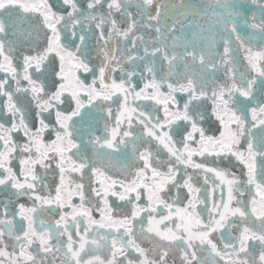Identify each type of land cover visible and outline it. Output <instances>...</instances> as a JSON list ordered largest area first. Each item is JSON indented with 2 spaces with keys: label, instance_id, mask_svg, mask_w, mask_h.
Returning <instances> with one entry per match:
<instances>
[{
  "label": "snow or ice",
  "instance_id": "6c2138e0",
  "mask_svg": "<svg viewBox=\"0 0 264 264\" xmlns=\"http://www.w3.org/2000/svg\"><path fill=\"white\" fill-rule=\"evenodd\" d=\"M0 73V264H264V0H0Z\"/></svg>",
  "mask_w": 264,
  "mask_h": 264
},
{
  "label": "flooded vegetation",
  "instance_id": "af4514ba",
  "mask_svg": "<svg viewBox=\"0 0 264 264\" xmlns=\"http://www.w3.org/2000/svg\"><path fill=\"white\" fill-rule=\"evenodd\" d=\"M50 2H51V3H55V0H50ZM133 11H134V9H133ZM117 15H118V14H117ZM91 59H92V62H93V63H98V60H97V57H96L95 50H93V53H92V57H91ZM58 66H59V62L56 61V67H57V70H58ZM2 76H3V74L0 73V77H2ZM88 82H89V83L91 82L90 74H89V76H88ZM3 99H4V98H0V102H2ZM138 103H140L142 106H144L146 111H148V112H155L156 114H159L161 117L163 116V112H162V111H159L158 108L154 107V106L151 104V102L139 101ZM113 107H114V111H115V106H113ZM210 107H211V105L209 104V108H210ZM0 122H2V121H0ZM203 126L205 127V129H206V131H207V133H208L209 135H217V136L219 135V132L217 131V129H218V127H219L218 122H205ZM100 127H101V129H102V127H103V122H102V121H101V123H100ZM17 136H18V138H20V137H19V134H17ZM46 138H47V136H46ZM196 159H199V158L197 157ZM208 159H209V162L215 160L214 157H212V158H208ZM233 163H235V162L233 161ZM13 164H14V166H17L15 161L13 162ZM219 166H220V167L227 168L228 170H230V171H232V172H235L237 175H239V171H238V169L233 168L232 165H230L226 160L223 161V163L220 164ZM17 167H18V166H17ZM77 179H78V177H77ZM48 182H49V185H50V189H51V191H52L53 194H54V188H55V185L58 183V178L53 177V176H49V180H48ZM197 183H198V184H202V177L197 178ZM180 193H181V200H182L183 204H186V203H187V200L184 198V197H186V195H187L186 190L181 189V190H180ZM172 195H173V196H176V192H175V190L173 191ZM110 199H114V198H110ZM241 199H243L245 202H247V201L250 199V196H249V194L246 192L245 195H244L243 197H241ZM20 202L27 203V200H26V199H25V200H21ZM145 202H146V201H141L142 204L145 203ZM209 203H211V202H209ZM114 206L119 208L118 215H120V216L125 215V214L129 211V209L126 208V207H119V204H118V203H117L116 205H114ZM181 206H182V204H181ZM200 207L203 208V206H200ZM94 215L96 216L97 219H99V214H98V213H94ZM205 215H206V214H205ZM56 218H58V217H53V216L50 215V214H45V215H44V219H45V220H53V219H56ZM145 246H148V245L146 244ZM172 255H174V253H170V256H172ZM170 260H171V259H170Z\"/></svg>",
  "mask_w": 264,
  "mask_h": 264
},
{
  "label": "water",
  "instance_id": "95a60500",
  "mask_svg": "<svg viewBox=\"0 0 264 264\" xmlns=\"http://www.w3.org/2000/svg\"><path fill=\"white\" fill-rule=\"evenodd\" d=\"M169 264H172V260L169 261ZM176 264H179V260H176Z\"/></svg>",
  "mask_w": 264,
  "mask_h": 264
},
{
  "label": "rangeland",
  "instance_id": "374dc122",
  "mask_svg": "<svg viewBox=\"0 0 264 264\" xmlns=\"http://www.w3.org/2000/svg\"><path fill=\"white\" fill-rule=\"evenodd\" d=\"M178 260V259H177Z\"/></svg>",
  "mask_w": 264,
  "mask_h": 264
}]
</instances>
